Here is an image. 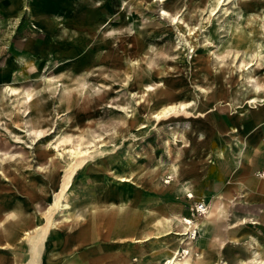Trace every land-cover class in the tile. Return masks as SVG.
Returning <instances> with one entry per match:
<instances>
[{
	"label": "rangeland",
	"instance_id": "374dc122",
	"mask_svg": "<svg viewBox=\"0 0 264 264\" xmlns=\"http://www.w3.org/2000/svg\"><path fill=\"white\" fill-rule=\"evenodd\" d=\"M253 97L264 98V0H0V254L12 250L19 264L24 236L45 227L68 150H88L93 158L75 171L52 216L45 264H165L176 247L179 264H211L210 254L217 264H264L260 228L261 246L248 260L247 242L197 229L175 235L185 218L201 222L208 202L240 184L228 134H213L201 117L218 106L212 114L236 121L256 111ZM229 105L235 109L222 107ZM169 106L177 114L152 118ZM246 115L252 135L263 124L252 127ZM194 124L204 130L203 149L192 152ZM216 138L224 160L213 152ZM247 195L256 206L236 200L225 223L264 217V190ZM149 215L156 225L169 218L164 234L143 225ZM225 249L245 257L231 262Z\"/></svg>",
	"mask_w": 264,
	"mask_h": 264
},
{
	"label": "crops",
	"instance_id": "0c3cea01",
	"mask_svg": "<svg viewBox=\"0 0 264 264\" xmlns=\"http://www.w3.org/2000/svg\"><path fill=\"white\" fill-rule=\"evenodd\" d=\"M254 99V100H253ZM259 99V100H258ZM258 102V103H257ZM248 104L254 105L253 107H249L251 109H254L256 111L254 112H250V110H247L246 112H240L236 119V121L234 120L235 117H229L223 114H212L213 112H215V110L217 109V107H213V112H209L204 116H202L201 118L207 122V124L209 126H211L212 128V133L215 135H220L216 134L218 132H220V128H223L226 133L228 134L229 139L226 140L227 142V149L230 148V151L234 153V160L235 163L239 165L238 168V174L237 176L238 179L240 180V184L237 186H226L224 189V193L223 195H217L215 196L212 201L207 203V206H209L210 208V212L208 216H206L201 222H199V229L198 230H202L203 232L198 231L199 234L201 235H207V236H222L221 238L225 237L226 239H220L221 242H225L228 241L231 244H238V242H247V245H245L246 249H247V256L245 257V255H239L237 257H235L233 255L234 250L233 249H225L224 252H222L224 258L226 260H230L231 262L236 263L237 258L238 257H245L247 260L250 259L249 254L252 250V247L254 248L255 252L257 253V247H260L261 244L259 242V238L257 234V230L258 228H260V230H262L264 232V217L259 218L258 221L260 222H255V219H250L247 217V220L241 219L239 221L234 222V224L232 223H228V222H224L225 219H228V217L230 215H228V209L230 208L231 205L234 204V202L236 200H241V202H238V204L242 203L245 204L247 207H252V206H256L257 203H254L253 200H255V198L251 197L250 195H247V191L250 193H258L260 191L264 190V174L260 175L259 174V170L256 169L257 167H263L264 169V98H259V97H253L251 98L248 102ZM223 108H231L232 110L235 109V106L229 105V106H222ZM221 109V108H220ZM246 113H249L251 115L250 119L252 120V123L250 124V119H249V125H251L252 127L254 126L255 123H258L259 125L263 124V126H261V128H259V130L254 131V133L252 135H247V127H246V122H247V118H245L244 120L242 119L243 117H246ZM249 115V116H250ZM242 117V118H241ZM200 118V119H201ZM236 123V125H234V123ZM254 123V124H253ZM196 124V123H195ZM189 128V132L194 135L195 137V142L191 147V151H198V147H200V149L202 150L203 148L200 146V144L198 142L200 138H202L201 136L204 134V130L203 128L195 125ZM253 124V125H252ZM230 126L229 128L227 126ZM251 127V131L252 128ZM259 127V126H257ZM197 142V143H196ZM196 143V144H195ZM225 143V142H224ZM225 143V144H226ZM221 146H223L222 144V140L216 138V144L214 145V154H216L220 160H224V153H225V148H221ZM213 162V161H211ZM215 164V163H214ZM173 168H170V170H172ZM256 169L254 172H256L255 174L252 173V170ZM172 174L174 173L176 174V170H172ZM213 175H215L216 173L213 172ZM177 175H180L177 171ZM261 178L259 180H263L260 183H254V180L257 178ZM236 176V175H235ZM179 186L182 189V191L184 190L187 193V197L188 195H191L190 192L188 191V185L185 181V179H187L186 175H180L179 176ZM260 190V191H259ZM234 193L235 195L228 197V194ZM237 193V195H236ZM235 197V198H234ZM192 198V195H191ZM150 216V215H149ZM17 217H19V215L17 214ZM210 217V230H204V228L202 227V224L207 221V219ZM150 218H152L151 222L150 221H145L143 222V225H148L150 227L153 226L154 228V232L156 233V236L162 235L164 234L166 231L164 229V227H166L167 221L165 222V220L161 219L158 220L159 224L156 225L154 224V220L155 218L150 216ZM183 219V218H181ZM229 220V219H228ZM131 221L129 223V225L131 226V228L133 229V226L135 225V223L137 222V219L133 217H131V219L129 220ZM247 221H251L254 222L253 226H249L247 224V226H243V222H247ZM179 223L181 222L180 219L178 221ZM10 223L13 224V229L11 230L10 235H13L12 232H14V234H16V228L15 227V223L11 222ZM182 224V222H181ZM2 225V223L0 224V226ZM252 225V224H251ZM256 225H258V227H255ZM209 228V227H207ZM217 228H220L217 229ZM221 228H224V230H222ZM183 230H184V226H183ZM5 233L8 231V229L5 227L4 230ZM140 231V230H139ZM144 231V230H143ZM168 233V232H167ZM149 232L147 230H145V232H143V239H149ZM154 234V233H153ZM138 235V234H137ZM139 235L141 236V232H139ZM138 235V236H139ZM176 236H183L182 234H175ZM12 237V236H11ZM261 237L264 238V233L263 235L261 234ZM260 237V238H261ZM5 240L7 239V237H3ZM142 239V240H143ZM142 240H138L135 241L140 242ZM183 240V238L179 239V241ZM220 245H216V247H218V250L220 249V247H222V244ZM209 245V244H208ZM228 247V246H227ZM226 247V248H227ZM230 248V247H229ZM180 250V248H179ZM11 252V253H10ZM12 255V250L9 249V252L5 255V253L0 254L3 255V257L7 256V264H13L12 260L13 257H11ZM172 254V253H171ZM227 257H226V256ZM53 256V255H52ZM165 255H163L160 259L164 258ZM211 264H217L214 261V255H211ZM259 259L261 261H264V246H262L261 249V253H258ZM168 260V259H166ZM166 262V261H165ZM177 264H179V262H177ZM210 264V263H209Z\"/></svg>",
	"mask_w": 264,
	"mask_h": 264
},
{
	"label": "bare ground",
	"instance_id": "6f19581e",
	"mask_svg": "<svg viewBox=\"0 0 264 264\" xmlns=\"http://www.w3.org/2000/svg\"><path fill=\"white\" fill-rule=\"evenodd\" d=\"M162 15L166 16V13H162ZM4 92V91H3ZM6 94L8 96H14L16 95V91L10 88H6ZM254 100V99H253ZM259 100V99H258ZM258 103V102H257ZM181 109V107H180ZM179 110V109H178ZM177 114L176 107L169 106L164 107L156 116L152 117L155 119V121H160L162 118L166 116H172ZM42 134H36V138L41 139ZM55 149V147H53ZM102 152V151H100ZM97 153L96 157L100 156L103 153ZM92 152H88V150L81 151V150H68V154H70L71 161L68 162L66 168L63 170L62 175H59V181L57 188L55 191L50 195V199H52V204L50 205V208L46 212V214L43 216V220L45 222V227L36 230L34 229L33 233H27L23 238V249L24 253L21 256V261L19 264H45L46 257H50V251L47 252L48 247V238L50 236H53L52 233L49 234L47 238V233L49 229H53L55 231L56 225L55 221L52 220V216L56 214L58 210L61 208V202L63 198L65 199V191L70 186L71 177L74 175L75 171L76 174L79 171L80 165L86 163L88 160L92 159L93 156L91 155ZM57 157H61V154H57ZM171 179V178H169ZM170 181V180H169ZM170 183V182H167ZM190 197V196H188ZM191 198V197H190ZM195 210H191V212H194ZM205 212V211H204ZM106 218V217H105ZM186 219V220H185ZM183 220V226H184V233L182 235H196V229H199V222L196 224H193L195 221H192L189 217L185 218ZM44 226V225H43ZM210 217L202 224V227L204 230H210ZM209 227V228H207ZM199 231V230H198ZM59 235V234H57ZM25 241H28V245L25 244ZM180 250L178 247H176L174 250H172V256L166 260L165 264H177L178 256H179ZM186 253V251H185ZM57 257V256H56ZM23 260V261H22ZM237 261V260H236ZM64 263V264H71ZM262 264V263H261Z\"/></svg>",
	"mask_w": 264,
	"mask_h": 264
},
{
	"label": "built area",
	"instance_id": "2783aa9c",
	"mask_svg": "<svg viewBox=\"0 0 264 264\" xmlns=\"http://www.w3.org/2000/svg\"><path fill=\"white\" fill-rule=\"evenodd\" d=\"M201 209H202V208H198V207H196L195 209H191V210H195V211H194L195 213H199V211L202 212Z\"/></svg>",
	"mask_w": 264,
	"mask_h": 264
}]
</instances>
